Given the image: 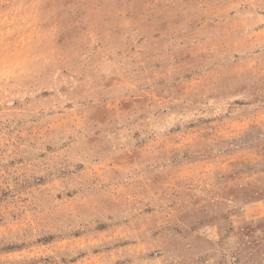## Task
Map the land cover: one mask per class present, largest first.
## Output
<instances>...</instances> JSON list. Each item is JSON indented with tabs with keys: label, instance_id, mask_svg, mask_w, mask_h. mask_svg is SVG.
<instances>
[{
	"label": "rangeland",
	"instance_id": "obj_1",
	"mask_svg": "<svg viewBox=\"0 0 264 264\" xmlns=\"http://www.w3.org/2000/svg\"><path fill=\"white\" fill-rule=\"evenodd\" d=\"M0 264H264V0H0Z\"/></svg>",
	"mask_w": 264,
	"mask_h": 264
}]
</instances>
